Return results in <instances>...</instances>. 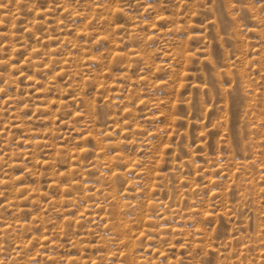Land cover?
<instances>
[{
  "label": "rangeland",
  "instance_id": "1",
  "mask_svg": "<svg viewBox=\"0 0 264 264\" xmlns=\"http://www.w3.org/2000/svg\"><path fill=\"white\" fill-rule=\"evenodd\" d=\"M0 264H264V0H0Z\"/></svg>",
  "mask_w": 264,
  "mask_h": 264
}]
</instances>
